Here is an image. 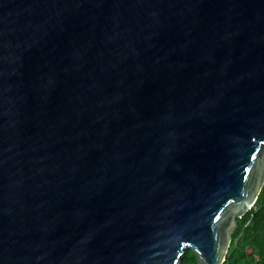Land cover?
<instances>
[{"label": "water", "instance_id": "obj_1", "mask_svg": "<svg viewBox=\"0 0 264 264\" xmlns=\"http://www.w3.org/2000/svg\"><path fill=\"white\" fill-rule=\"evenodd\" d=\"M264 184V0H0V264H222Z\"/></svg>", "mask_w": 264, "mask_h": 264}, {"label": "trees", "instance_id": "obj_2", "mask_svg": "<svg viewBox=\"0 0 264 264\" xmlns=\"http://www.w3.org/2000/svg\"><path fill=\"white\" fill-rule=\"evenodd\" d=\"M180 264H197L192 251L185 250ZM222 264H264V184L254 205L237 219Z\"/></svg>", "mask_w": 264, "mask_h": 264}]
</instances>
